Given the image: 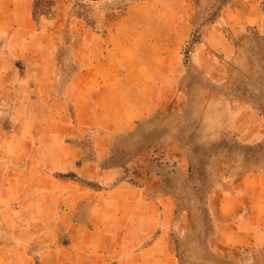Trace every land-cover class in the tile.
Masks as SVG:
<instances>
[{
  "label": "rangeland",
  "instance_id": "374dc122",
  "mask_svg": "<svg viewBox=\"0 0 264 264\" xmlns=\"http://www.w3.org/2000/svg\"><path fill=\"white\" fill-rule=\"evenodd\" d=\"M89 68L103 72L89 131L67 135L78 112L58 97ZM0 83V264H142L123 204L105 244L93 238L99 251L78 259L68 248L102 223L95 194L67 218V199L59 211L40 199L58 198L54 181L143 190L157 264H264V0H0ZM26 114L38 122L29 141ZM69 144L114 167L109 184L77 174L83 158L63 169Z\"/></svg>",
  "mask_w": 264,
  "mask_h": 264
},
{
  "label": "crops",
  "instance_id": "0c3cea01",
  "mask_svg": "<svg viewBox=\"0 0 264 264\" xmlns=\"http://www.w3.org/2000/svg\"><path fill=\"white\" fill-rule=\"evenodd\" d=\"M95 57V60H97L99 62V64L105 65L103 61L109 60L108 58H106L104 56V59H101V55L97 54ZM103 72L101 70H98L96 68L92 69H86V70H80L78 72H76L74 74V79H72L67 85H65V89L62 93H60V97H58V100L63 104V105H68V101H71L73 103H75V110H77L78 112V116L74 122V120H72V122L70 124H67V120H64V129L62 130L63 132H65L67 135L70 134L72 135L73 133H86L87 131H89L87 128L90 126V120L93 117V115L90 112L91 109V93H92V86L90 83H95V81L97 79H99L100 77H102ZM111 76V74H110ZM77 77H81L83 78L82 80V85H78V83H76ZM94 78L93 81L90 80L91 78ZM106 82L108 83V77L104 76ZM88 78V80L84 81V79ZM122 82H124L125 84L130 82L129 78L127 79V76H125L124 78L121 79ZM74 82V83H73ZM138 83V82H137ZM136 84V83H135ZM134 83L132 84H126V90L130 89L132 86L135 85ZM138 84H146V79L144 78L143 80L139 81ZM54 85V82H53ZM1 86V83H0ZM105 87V86H104ZM69 89H75V92L73 95H69ZM104 89V88H103ZM72 91V90H71ZM44 104H41V106ZM29 108V107H28ZM65 108V107H64ZM88 117V118H87ZM74 122V124H73ZM37 120L29 117L27 114L23 120V127L25 126V134L24 135V140H30L33 139L34 137V130H37L38 127L36 126ZM72 133V134H71ZM101 133V131H100ZM104 134H110V132L105 129L103 131ZM75 139H77L75 136H66L65 140H71V141H75ZM99 140H110L111 137L110 136H100L98 138ZM66 148L68 149V152H62V154L60 153V155H62V163L60 166L64 167L63 169L69 170L71 169L72 163L79 161L80 159L83 158V161L80 163V166L78 165L76 167V173L86 177V178H92V179H99L103 184H109V180L108 179H113V176L116 175V171L114 167H105L106 169L102 170L103 166L101 165V163L99 161L96 160H91V159H87L86 156H84V152H78L77 148H73L72 145H67ZM65 148V149H66ZM66 151V150H65ZM28 155V154H27ZM108 155V152H96V156L101 160V157H106ZM98 159V160H99ZM99 162V164L97 163ZM70 165V167L68 166ZM57 186L59 187V189L57 191H55V193L57 194V197L53 202H50V199L48 198H40L42 200V204L44 206H57L56 211H59L58 209L62 207L61 204L66 203L65 199H67L68 202H70L72 205V207L68 206V211H67V218H69L71 216V214L74 213L75 204H82L83 201L85 199V196L89 193H94L95 194V199H96V204H95V214L96 221H99L101 223V225L99 226V232H97L96 230L94 231H89L88 234H86V246H71L70 248H68L69 250H72V252L78 254V259L80 258V254H83L87 251L89 252H94V251H99L96 250L94 248H90L93 245V238L98 237L101 238L100 241V245L105 244L104 243V238L106 237V233L102 230V229H106L107 228V223L108 222H113V215H114V209L119 210L118 206L123 204V208L126 209V211L124 212V215L122 217H119L118 214H116L118 218V220H121L120 218H122L123 221H126L127 219L131 220V215H134L135 219H133V224L126 226L125 232H124V236L126 237H132V236H137L138 241H140L142 243V245L140 246V248H137L135 251L132 250V254L137 252V256H133L132 257V261H139L142 264H157L159 261V257L155 256V253H159L161 251V249H159V247L161 246L159 243V239L157 240H152L150 242L145 243L146 239H148V237L153 236L155 229L153 230V228H155V226L158 223V215L155 214L154 212H151V208L153 207V201L147 199L144 196V191L140 190L134 186H131L127 183H122L120 185H118L117 188H115L114 190L111 189H107L105 187H102V189H99L100 191L97 190H91L88 189L87 187H80L79 184H76L75 182H59V181H54ZM66 187H69L70 190H74L77 188H81L80 191H76L75 193L73 192H68L66 194L65 189ZM68 195L66 197V195ZM72 194V195H70ZM78 194L81 196H78ZM68 198H72V199H68ZM91 201V198H88ZM113 199H115L113 201ZM117 206V208H115L114 206ZM137 208V212L134 213L132 209H136ZM116 213V211H115ZM59 215L61 216V214L59 213ZM93 217V216H92ZM66 218V217H65ZM64 218V219H65ZM63 219V220H64ZM117 219V218H115ZM91 220V217H90ZM132 221V220H131ZM139 222V223H137ZM116 226V225H114ZM138 228L136 229L135 227ZM75 227H73L74 229ZM163 236V235H160ZM84 241V240H83ZM106 241V240H105ZM135 241V240H134ZM79 242V241H77ZM129 244L132 241H128ZM80 244V242H79ZM128 244V247L130 249V246ZM86 247H89V250H85ZM62 248L61 247H57L56 249H54L55 253H60V251ZM165 251V249H163ZM151 253H153L154 255L150 256ZM136 257V258H135ZM50 264V260H45L43 264ZM52 262L54 264H60V262H62L59 258H57L56 260H52Z\"/></svg>",
  "mask_w": 264,
  "mask_h": 264
}]
</instances>
